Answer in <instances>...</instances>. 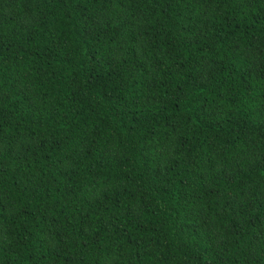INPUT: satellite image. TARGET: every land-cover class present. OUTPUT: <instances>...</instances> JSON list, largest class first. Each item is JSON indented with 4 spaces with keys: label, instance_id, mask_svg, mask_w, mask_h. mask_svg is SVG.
Masks as SVG:
<instances>
[{
    "label": "trees",
    "instance_id": "1",
    "mask_svg": "<svg viewBox=\"0 0 264 264\" xmlns=\"http://www.w3.org/2000/svg\"><path fill=\"white\" fill-rule=\"evenodd\" d=\"M0 264H264V0H0Z\"/></svg>",
    "mask_w": 264,
    "mask_h": 264
}]
</instances>
